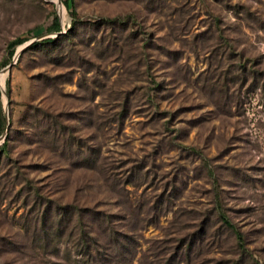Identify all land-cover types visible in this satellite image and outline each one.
I'll list each match as a JSON object with an SVG mask.
<instances>
[{
	"label": "rangeland",
	"instance_id": "1",
	"mask_svg": "<svg viewBox=\"0 0 264 264\" xmlns=\"http://www.w3.org/2000/svg\"><path fill=\"white\" fill-rule=\"evenodd\" d=\"M64 1L0 0V264H264V0Z\"/></svg>",
	"mask_w": 264,
	"mask_h": 264
},
{
	"label": "trees",
	"instance_id": "2",
	"mask_svg": "<svg viewBox=\"0 0 264 264\" xmlns=\"http://www.w3.org/2000/svg\"><path fill=\"white\" fill-rule=\"evenodd\" d=\"M63 3L66 6L68 5V1L67 0H65ZM50 32H54V33L58 34L59 36H62L60 34L61 27H60L59 19H58V17H57L56 14H54L53 24L51 26ZM25 42H27V40H25V39H17L15 41L11 42L8 45V58H9V63L8 64H10L12 62V59H13V56L15 55V52H16L17 47L23 45ZM52 43H54V40L53 39H47L43 43H40V45H50ZM35 45H37V43ZM5 66L6 65H3V67H5ZM2 85H3V81H2V79L0 77V87ZM6 94L9 96V90H6ZM5 125H6V119H5V116L3 114V110H2V105H1V92H0V135L4 132ZM225 223H226V225L229 228H232V226L228 222H225Z\"/></svg>",
	"mask_w": 264,
	"mask_h": 264
},
{
	"label": "water",
	"instance_id": "3",
	"mask_svg": "<svg viewBox=\"0 0 264 264\" xmlns=\"http://www.w3.org/2000/svg\"><path fill=\"white\" fill-rule=\"evenodd\" d=\"M23 50H24V49H22L20 52L15 53V55L13 56V61H17V60H18V58H19V56H20V53H21ZM12 65H14V62H13L11 65H9L8 67H6L2 72H3V73L8 72V71L12 68ZM0 91H1L2 94L5 93V92H4V89L1 88V87H0ZM4 95H5V94H4ZM6 121L8 122L7 119H6Z\"/></svg>",
	"mask_w": 264,
	"mask_h": 264
},
{
	"label": "bare ground",
	"instance_id": "4",
	"mask_svg": "<svg viewBox=\"0 0 264 264\" xmlns=\"http://www.w3.org/2000/svg\"><path fill=\"white\" fill-rule=\"evenodd\" d=\"M4 79H5V76H3V81H4ZM3 87H4V82H3ZM3 87H1V88H3Z\"/></svg>",
	"mask_w": 264,
	"mask_h": 264
}]
</instances>
